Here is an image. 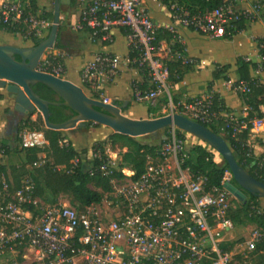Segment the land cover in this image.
<instances>
[{
	"label": "built area",
	"instance_id": "built-area-1",
	"mask_svg": "<svg viewBox=\"0 0 264 264\" xmlns=\"http://www.w3.org/2000/svg\"><path fill=\"white\" fill-rule=\"evenodd\" d=\"M152 1L165 2L171 24L164 29L173 34L180 26L210 38H223L240 16L248 19L246 11L233 9L232 0H222L223 4L213 10L196 12L174 0ZM80 3L73 31L86 32L91 44L102 47L111 45L113 31L120 29L128 49L123 59L96 54L80 70L81 84L95 95L102 81L112 80L131 67L151 83L148 92H135V101L153 102L165 89L167 61L193 63L184 51L171 52L168 44L161 48L162 41L155 42L158 28L143 0ZM0 13L2 23L25 25L37 39L50 26L29 10L28 0H1ZM53 57L49 52L40 65L43 72L51 68L47 73L59 77L61 66L52 64ZM238 91H246L245 86L240 84ZM99 101L106 103L105 99ZM168 104L170 114L183 116L178 112L182 109L189 114L184 117L192 121L215 125L217 117L209 110L207 99H192L181 106ZM225 120L218 128L220 133L231 128L234 135L244 128L234 118ZM260 124V120L251 121L252 127ZM18 137L21 150L45 146L41 130L23 128ZM108 152L104 148L106 159L100 168L105 174L115 169L109 165ZM153 153L146 156L137 178L112 181L111 191L98 204L83 210L67 203L46 205L32 198L31 180L22 182L13 193L4 185L0 196V257L15 256L20 264H253L250 255L264 246V230L256 227L243 240H230L235 225L231 217L233 196L225 188L232 180L229 171L224 172L219 187L207 189L206 177L190 172L186 161L192 156L185 152L183 139L173 128L168 140ZM93 156L100 158L98 152ZM249 208L254 216L260 215L256 206Z\"/></svg>",
	"mask_w": 264,
	"mask_h": 264
},
{
	"label": "crops",
	"instance_id": "crops-1",
	"mask_svg": "<svg viewBox=\"0 0 264 264\" xmlns=\"http://www.w3.org/2000/svg\"><path fill=\"white\" fill-rule=\"evenodd\" d=\"M64 3L59 9L58 33L54 48L50 50V55L57 57L61 64V73L59 77L81 86L79 74L80 70L88 64L93 56L100 53H109L116 55L119 59L128 56V49L124 35L120 29L113 31V43L109 46H97L90 43L86 32H75L72 25L77 21L80 9V0H62ZM54 0H35V14L40 19L45 20L49 25L52 21ZM1 3V0H0ZM151 21L157 28H167L171 24L169 12L166 6L158 1L143 0ZM232 6L236 10L247 12L248 19L244 23L243 29L226 38H210L199 34L190 29L176 27L175 35L178 42L183 46L184 56L192 60V67L188 71L180 73V77L172 76V79L166 80L165 89L159 97L149 104L163 99L169 103L176 101L174 106H181L192 99H207L211 95H217L227 108L220 116L225 118L243 119L247 115L246 107L239 100L236 91L232 85L238 81L235 60L242 58L256 65L254 70L250 71V76L256 78L264 85V66L259 55L258 39H264V0H232ZM50 27V26H49ZM49 31V28L42 31L39 40L43 39ZM2 31H0L1 33ZM11 36H13L10 33ZM12 42H6L7 45L14 47H32L31 40H24L21 35L14 34ZM167 43L162 41L161 48H165ZM215 65H230L226 73L228 81L222 79L213 81L211 74ZM211 84L210 88L208 84ZM96 90L97 98L105 99L106 103H114L118 106H124L121 110L122 115L130 119H145L147 117V107L143 102H136L135 92L146 93L151 90V83L148 77L134 68L123 69L115 78L108 81H102ZM0 115L6 119L0 122V142L5 146V150L0 153V166L6 169V175H9V167L14 166L11 163L14 155V145L11 134L16 132L17 117H11L12 113L22 114L14 111L13 101L7 99L0 89ZM52 101H54L52 99ZM58 101V100H57ZM173 104V103H172ZM162 106L159 104V107ZM165 110V107L162 108ZM264 113V105L260 107ZM30 120L34 121V114L30 115ZM20 117V118H21ZM257 120V119H255ZM260 126L252 127L248 131L246 144L251 151L253 158L264 156V118L259 119ZM110 132L106 127L100 126L93 128L85 126L61 132L64 143H70L76 152L89 150L95 142H105ZM109 145L104 146L108 149ZM19 159L24 163V155L18 154ZM43 157V155H41ZM80 159L82 155H79ZM18 167V166H15ZM3 191H0V196ZM63 195L53 197L47 191L39 200L44 204L67 203L62 201ZM71 205V204H70ZM11 257H0V264H5ZM13 260L9 264H13ZM8 263V262H7Z\"/></svg>",
	"mask_w": 264,
	"mask_h": 264
},
{
	"label": "trees",
	"instance_id": "trees-1",
	"mask_svg": "<svg viewBox=\"0 0 264 264\" xmlns=\"http://www.w3.org/2000/svg\"><path fill=\"white\" fill-rule=\"evenodd\" d=\"M178 4L184 6L190 12L196 11H210L223 4L222 0H174ZM163 4L165 2H162ZM28 8L31 12H36L35 0H28ZM234 10H236L233 7ZM238 11V10H236ZM21 18H24V14ZM247 18L240 16L239 19L226 29L223 38L229 39L232 35L240 32L243 29ZM6 30L11 34H19L23 39H29L33 42V46L39 42V39L33 36L25 25L13 24L8 26L2 23V15L0 13V31ZM165 41L171 52H182L183 46L178 42L175 34L170 33L164 28H158L155 33V42ZM260 48L259 55L262 58L264 66V39L257 40ZM17 59V58H16ZM18 60V59H17ZM53 65H59L60 60L57 57L50 59ZM168 73V79L172 76L180 77V73L188 71L192 64H183L181 60H170L165 63ZM236 73L238 81L232 87L241 103L247 109V115L243 119H237V125H243L244 128L232 135L231 128H227L224 133H220L218 128L226 123L220 114L227 110L223 101L217 95H211L207 98L209 102V110L217 117L215 125L202 124L204 127L219 135L222 134L223 140L229 146L237 164L241 166L251 177L264 183V162L261 166L259 164L264 161V156L253 158L251 151L246 144L248 131L251 128V121L263 119L264 113L260 111V107L264 105V85L256 78L250 76V71L256 68L254 63L245 61L242 58L235 60ZM230 65H215L214 71L211 74L213 81L222 79L228 81L226 73ZM47 68L45 71H50ZM243 84L246 91L239 92L238 88ZM211 84H208L210 88ZM35 93L45 100L52 101L50 92L46 87L37 84L33 87ZM1 99V96H0ZM172 100L173 105H175ZM64 107H50V122L60 123L67 120L69 117L64 116ZM30 121V120H29ZM31 130H39L34 122H27ZM45 139V146L43 148H32L23 150L24 163L21 166L9 167V175H6V169L0 166V191L3 186L10 193L16 192L21 188V178L28 174L32 183L31 197L42 198L44 192L47 191L53 197L60 195L67 196L74 203L72 206L79 210L98 204L103 196L111 191L112 181H119L124 178H137L143 171L146 156H153L154 149L157 146L143 144L137 140L119 135L110 134L105 142H95L89 150H81L76 152L70 143H64L61 132L53 130H43ZM220 136V135H219ZM177 137L183 138V134L177 132ZM168 140V134L163 135L158 144H163ZM109 145L118 146L122 151L120 155V169L107 170L105 174L100 170L106 157L104 156V146ZM96 152L100 154V158L93 156ZM43 155V157L41 156ZM79 155L91 156L90 170L84 171V166ZM192 159L186 161L190 168V172L195 174H202L206 177V188L219 187L220 180L228 167L218 165L212 158V152L207 151L202 146H194L191 150ZM231 183L234 184L233 180ZM245 193V192H243ZM246 194V193H245ZM248 201L254 202L257 197L248 195ZM257 225L264 230V216H259L258 220H254ZM264 249V246H259L257 250Z\"/></svg>",
	"mask_w": 264,
	"mask_h": 264
},
{
	"label": "water",
	"instance_id": "water-1",
	"mask_svg": "<svg viewBox=\"0 0 264 264\" xmlns=\"http://www.w3.org/2000/svg\"><path fill=\"white\" fill-rule=\"evenodd\" d=\"M62 3V0H54L49 31L36 45H0V89H4L13 98L14 111L25 116L38 111L47 130L68 131L84 128L91 122L110 129L114 134L144 143L150 141L158 131L176 129L198 139L221 157L235 184H226L225 188L235 199L243 201L245 195L242 192L264 199V183L241 168L223 138L203 125L176 113L154 119H130L121 113L124 106L89 98L73 83L39 71L40 58L54 48ZM66 4H69V0ZM37 84L49 89L58 101L41 98L33 90ZM50 107H64L73 115L63 122L52 123L49 120Z\"/></svg>",
	"mask_w": 264,
	"mask_h": 264
},
{
	"label": "rangeland",
	"instance_id": "rangeland-1",
	"mask_svg": "<svg viewBox=\"0 0 264 264\" xmlns=\"http://www.w3.org/2000/svg\"><path fill=\"white\" fill-rule=\"evenodd\" d=\"M64 3V2H63ZM13 36L10 35V33L6 30H3L1 33H0V45H7L6 42H12L11 39H6V38H15L14 34H12ZM26 40V39H24ZM33 43V42H32ZM46 58V54L43 55L41 58H40V61L42 62V60H44ZM40 61H39V64H38V69L39 71H42L43 72V67H42V63L40 65ZM47 73V72H46ZM61 78V77H59ZM63 79V78H62ZM65 80V79H64ZM82 89L83 93L89 97V98H92V99H97L99 100L91 90H89V88L85 85V84H82L81 86H78ZM2 92L5 94V97L7 99H10L13 101V98L4 90V89H1ZM51 98L54 100V101H57V97L53 94L51 96ZM146 107H147V117L145 119H154V118H158V117H161V116H165V115H168L170 114L168 108H169V104L168 102L166 101V99H163L162 97V100L160 101H157V102H154V103H151L149 104L148 101H144L143 102ZM159 104H161L162 106L159 107ZM165 107V110H163L162 108ZM178 112L182 113L183 116H189L188 113L184 112V110L180 109L178 110ZM35 117L34 118V124L36 126H38L39 130L43 131V130H47L43 124V121H42V118H41V115L38 111H35L34 113L30 114V115H33ZM30 115H22L19 116L17 113H12V115H10L11 117L13 116H16L17 117V121H16V132L15 134H11V141L14 145V155L12 156V160H11V163L14 164V166H21L23 163L22 161L19 159V156L18 154L19 153H22L23 154V150H21L19 148V145H18V142H19V133L21 132V130L23 128H28L30 129L31 128V124H30V128L28 127V123L27 122H30V118L31 117ZM63 115L64 116H67V117H71L73 115V113L66 109L64 112H63ZM21 117V118H20ZM6 118L1 114L0 115V122H2L3 120H5ZM30 120V121H29ZM86 126H91L93 128H98L100 127V125H97V124H94V123H87ZM107 130L110 132V134H113V132L107 128ZM175 130V133L177 134V132L183 134V148L185 150V152L191 154V150L194 146H202L204 147L207 151H210L212 152V158L213 160L216 162V164L218 165H223V160L221 159V157L216 153L214 152L211 148H209L207 145H205L204 143H202L201 141H199L198 139L186 134V133H183V132H180L176 129ZM170 131V128L168 129H164V130H161V131H158L154 136H152V139L148 142H141L143 144H148V145H153V146H160L161 144H158L160 138L165 135V134H168V132ZM59 132H63V131H59ZM220 136H222V134H219ZM109 149V152H108V155H109V165L115 169H120L121 165H120V155L122 154V151L118 148V146H112V147H108ZM5 150V146L3 145V143L0 142V153H2L3 151ZM24 155V154H23ZM90 159H91V156L88 155V156H82L81 157V160H82V164L84 166V171L86 170H90ZM28 172L30 173V171L28 170ZM28 173V174H29ZM28 174L24 175L21 180L23 183H26L27 181H29V177H28ZM232 185H235L233 183H231ZM242 192V191H241ZM243 193V192H242ZM245 195V198L243 199V201H238L237 199H235L234 197L231 199V209H232V220H233V223L235 225V230L233 232H230L229 233V238L230 240H234V239H238V240H243L244 238L247 237V235L254 229V228H260L257 223H255L254 220H258V217L259 216H264V199L263 198H256V200L254 202L252 201H248V196L247 194L243 193ZM62 201H68L71 205H73L74 203L71 201V199L67 196H64L62 197L61 199ZM250 206H256V208L260 211V215H256L254 216L252 213H251V209L249 208ZM3 257L7 258L9 257L8 255H4ZM250 258L253 262V264H264V249H261V250H255L251 255H250ZM12 260H15L17 261L19 264L21 263L20 259L15 257V256H11V258L9 259V261H7L5 264H9ZM1 261V260H0Z\"/></svg>",
	"mask_w": 264,
	"mask_h": 264
}]
</instances>
